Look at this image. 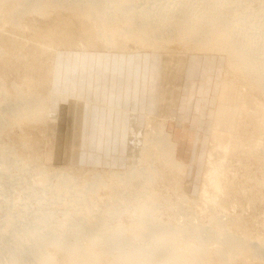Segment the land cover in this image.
<instances>
[{"label": "rangeland", "instance_id": "rangeland-1", "mask_svg": "<svg viewBox=\"0 0 264 264\" xmlns=\"http://www.w3.org/2000/svg\"><path fill=\"white\" fill-rule=\"evenodd\" d=\"M52 1H57L58 4L51 5ZM101 1L0 0V264H62L64 257H69L67 252L63 253V244L49 242L50 235H47V227L43 224L56 226L59 221L67 219L68 214L75 209L74 194L78 191L71 187L70 192L56 196L54 185L57 178L52 171L64 168L76 175L79 172H83L82 175L88 174L85 178L77 175V184L83 185L95 181L92 174L94 172L101 171L105 176L109 175L111 169H127L136 160L128 151L131 144L129 128L133 118L142 134H147L143 139V147L140 146L137 152L142 155L143 160L135 169L137 178L133 181L134 188L127 192L116 189L113 194L107 189H99L98 193L93 186L87 189V194L93 198L99 197L91 205L97 207L96 214L105 215L109 221L104 228L109 234L102 238L103 233L101 236L96 235L101 229H92L90 232L95 234L98 241L92 242L83 235L76 247L85 244L101 250L102 243L103 254L96 255L97 262L109 264L117 259L120 250L133 252L130 248L135 247L134 243L138 238H150L151 233L160 226L162 229L171 227L182 232L183 237H178L177 240L181 243L178 251L188 260L193 259L195 246L204 247L210 252H217V248L225 251L227 237L231 235L254 243L253 248L249 245L242 254L236 255L233 264H264V243L260 242V239L264 240V168L253 158L257 153L264 158V151L258 148L259 145L262 148L264 144V132L252 134L244 131L247 128L250 130L254 122L247 120L244 123L243 114L240 116L233 112L234 109L231 110L232 101L240 99L235 90L237 88L245 89L246 94L255 95L262 100L264 80L261 84L257 83L250 71L237 67L229 51L222 48L219 50L207 41L214 40L216 36H225L229 30L233 37L247 44L238 34L237 28L231 30L227 27L226 20L245 22L249 18L252 27L264 28V0H129L126 3V13L134 15L129 17L135 18V21L126 18L124 10L117 9L120 0L113 1L105 11L99 6L101 9L96 12L93 7L98 8L95 3ZM75 4L85 7L73 10L72 6ZM218 14V20L225 23L216 26L207 21ZM64 19H69L71 23L69 30L65 31L67 35L60 39L68 43L69 47L60 41L51 49L50 43L45 42V35L56 33L59 27L61 29V24L67 23ZM182 20L186 21L185 25L191 22L202 24L203 33L208 31V36L197 37L193 42L185 38L182 28L176 27ZM141 24L148 34L144 35L139 30ZM63 29L66 30L67 27ZM86 42L89 44L86 45ZM154 42L160 46L157 59L146 60V55L151 53L149 45ZM203 44L213 50L202 52L190 48ZM122 46L126 48L121 49ZM58 51L64 53L60 60L63 63L67 61L73 67V74L65 73L74 90L69 96H66L60 82H57L58 78L54 81V76L50 73L53 69L52 61H57L55 55ZM124 52L138 54L130 57L133 59V66L126 64L124 73L122 70L120 75L141 78L142 73L136 74L135 69L144 73L148 71L149 80L144 77L148 90L145 87L142 90L136 89V95L140 96L143 92L142 98L147 96L144 109L137 105L134 98L128 96L129 88L126 91L119 89V94L125 93L128 96L126 99L121 96L119 102L123 108V113L120 114L126 117V127L105 131L98 125L96 130L95 123V126H91V132H88L89 129L80 123L71 126L72 112L69 111L70 114L65 116L59 115L62 108L76 102V98L97 100L93 95L96 87L101 86V90L102 87L106 90L114 89V83H118L117 76L110 73L103 74L99 71L94 76L91 67L95 58L100 56L107 59L109 56L113 59L125 54ZM81 54L90 58L77 69V61H72L76 58H70V55L82 56ZM181 56L187 57L180 65L181 72L186 76L179 83V93H173L172 81H177L175 71L179 68ZM255 57L258 61L251 60L256 65L254 73L264 74V52L262 55L255 54ZM195 62L200 63L197 69L194 67ZM100 63L106 64L105 60ZM61 67L60 63L57 75ZM77 70L79 71L76 72ZM225 75L228 82L236 85L234 91L228 90V100L227 97L220 98ZM28 84L30 85L27 86ZM17 87L23 90L32 87L34 92L47 98L51 93L54 103L52 105L53 101L49 100L53 110L50 113H57L60 116L57 118L60 119L59 122H50L51 118L31 119L24 114L20 117V110H25L21 98L25 92L16 89ZM96 92L98 95L97 90ZM177 94L178 101L175 102L173 96ZM103 99L108 103L107 95ZM88 103L91 105L93 102ZM78 107L86 118L90 113L89 108L83 103H79ZM103 110L106 109L102 106V116L106 114ZM219 110L224 114L215 118ZM131 111L135 117L131 115L130 118ZM251 112L254 113V110ZM148 114H153L155 118L151 124L147 123L150 127L146 128L145 118ZM237 117H240V124L235 121ZM70 130H74L73 135L69 134ZM110 131L115 135H110ZM214 133H217V139L213 138ZM99 140V145H96L95 141ZM109 141L113 143L106 145ZM248 142H255L254 146H258L250 151L251 157L243 153ZM237 143H242L244 147L237 148ZM169 145L175 146L179 159L188 162L183 173V169L175 166L166 154L165 147ZM212 150L216 160L209 158ZM41 155L46 158L43 163L50 172H44L38 166ZM225 160L227 166H223ZM223 181H227L226 184L231 187V191L228 190L232 192L226 202L222 199L211 202L203 197L201 189L204 182H207L206 187L210 191ZM50 182H53L51 190L48 189ZM43 191L45 192L41 193ZM153 192L159 196L157 200L149 199ZM177 195L181 200L177 199ZM139 197L142 203L150 201V207L159 210L155 209L152 216L138 214L139 209L135 206L139 203L136 200ZM190 201H195L197 205L191 206ZM225 203L229 210L218 217V208ZM233 204L236 205L235 208ZM129 213L133 215L130 216ZM46 216L49 219L44 220ZM93 221L98 224L96 219ZM220 221L228 225L218 224ZM246 225L249 231L244 229ZM120 226L123 227L122 232L113 233ZM225 228H228V232ZM42 236V239L36 240ZM197 237L203 240L200 241ZM105 238L114 239L111 247L104 248ZM67 242L73 244L75 240ZM68 252L71 253L70 249ZM212 259H216V256ZM224 263L227 264L225 257L219 255V264Z\"/></svg>", "mask_w": 264, "mask_h": 264}, {"label": "bare ground", "instance_id": "bare-ground-1", "mask_svg": "<svg viewBox=\"0 0 264 264\" xmlns=\"http://www.w3.org/2000/svg\"><path fill=\"white\" fill-rule=\"evenodd\" d=\"M91 1L94 2L96 0H91ZM113 1H116V0H102L100 3H95L96 5H98V8L93 7V9L96 12H98V10L101 8L103 11H105V8L111 6ZM127 2H129V0H120V3L116 7L118 10H124L125 11L123 14H126L125 15L126 18H130L133 21H135V18L129 17V16H134V15H129L126 13V3ZM50 4L51 5H57L58 2L52 1ZM83 7H85V5L75 4L74 6H72V9L73 10H79ZM218 17H219V14L214 15L207 21H210L212 24H214L216 26H218L220 23H225L224 21H219ZM46 18L50 19L51 16H46ZM64 21H67V23H62L61 29L59 27V29L56 31V33L50 32V33H46V35H45L47 37L45 42L50 43L51 49H52V47L57 45L58 42H60V41H61V43H65L64 40L60 39V37H64L65 35H67V33L65 31L69 30L71 21H69V19H64ZM185 22H186L185 20H182L176 24L177 28H182V35L185 38H187L193 42V41H196L197 37H207L208 36V31H205L203 33L202 24H200L198 22H191V23H188L187 25H185ZM226 23H228L227 27L231 30H235V28H237L238 34L244 38V40L247 42V44H244L239 39L233 37L230 34L229 30L225 33V36H216V38L214 40L207 39V41L212 43L213 47H215L219 50H220V48H222V49L229 51V54L233 58L237 67H239L243 71L245 69L250 71L252 73L253 79L257 83H259V84L263 83L264 74L263 73H254V70L256 69V65L251 60L258 61V59L255 57V54L262 55V53L264 52V36H263V29L264 28L252 27L251 20L249 18H247V20L245 22H240L239 20L237 21L236 19H233L231 21L226 20ZM63 27L64 28L67 27V29L64 30ZM139 30L144 35L148 34V32H146V28L144 27L143 24H141V27L139 28ZM65 44H68V43H65ZM88 44H89V42H86V45H88ZM150 44L151 45H149V48L151 49V53L146 55V60L157 59V56H158L157 50L160 48V46L157 42L150 43ZM72 46H73V44H72ZM68 47H69V44H68ZM122 48L125 49L126 47L122 46L121 49ZM190 48L201 50L202 52H203V50H206V51L207 50H211V51L213 50V49H210L207 46V44L194 45L193 47H190ZM124 53L125 54H123V55L115 56L113 59H110L109 56L107 57V59L105 57H100V56L98 57L97 56V58H98L97 61H99L98 63H100V61L103 62V60H105L106 64L103 65L102 63H100L97 67H95V70H97L99 68L100 69H111L112 65L114 63L117 64L119 62L127 61L130 57H132V55L136 56L138 54L136 52L133 53L132 55L128 54V52H124ZM63 54L64 53L61 54V52L58 51L55 55L57 58V61H52L53 62V69H51L50 73L52 74L51 76H54V78H53L54 81L56 80V78L59 75V74L57 75L58 65H60V63H61L62 66H65V63H63L62 60H60L61 56ZM84 54H86V53H84ZM83 56L84 55H82V57ZM186 58L187 57L184 56L180 59L179 68L177 71H175V72H177L175 74V78H177V81L175 82V79L172 81L173 82L172 83V87H173L172 92L173 93H176V92L179 93V90H180V84L179 83L185 77V74L183 72H181V70H180V65L182 64L183 60H185ZM229 64H228V66H229ZM225 76L226 77L224 78V81L222 82L223 85L221 86V90H220V98L223 99V98L227 97L226 100H228L229 99L228 90L229 91L233 90L236 85H234L235 83H233V82H228L226 80L227 75H225ZM170 83H171V81H170ZM29 85L30 84H28L27 86H29ZM16 89H18L20 91L23 90L20 87H17ZM235 90H236V92L239 93L240 99L232 101L233 104H232L231 110L233 111V109H234L235 111H233V112L238 113L240 116L243 114L244 119H245L244 123H247L246 122L247 120H250V121L252 120L254 122V124L252 125V128L250 130H248L249 128H247L246 130L244 129V131H246V132L249 131L252 134H262L264 132V98L262 100H260L255 95L246 94L245 89L237 88ZM23 91L25 93L22 94L21 98L23 99L25 110H20V113L18 114L20 117H21V114H24L31 119L40 118V119L44 120L45 118H49V119L51 118L50 122H59L58 120H60V119H57L58 117H60L59 115L65 116V115H67V113L70 114V112H72V114H71L72 115L71 126H72V124H78V123L82 124L86 121L85 117H83V116L79 117L76 114L75 106L77 107V101L72 102L70 105H67L66 108L65 107L62 108L61 113L59 115L57 113L52 114L50 112L53 110H52L51 105L49 103V100L50 101L52 100L51 93H49V98H47L46 96H41L40 93L38 94L37 92H34L32 90V87L29 88L28 90L25 89ZM14 92L17 94L16 91H14ZM231 93H232V91H231ZM244 93H245V95H244ZM178 95L179 94H177L176 96H173V101H175V102L178 101ZM230 96H231V94H230ZM223 101H225V100H223ZM89 106L92 108L93 103ZM220 110L217 111V116H215V118H217V117L220 118L223 116L224 113H222V111H220ZM251 110H254V113H252ZM233 112H230V113L232 114ZM132 115H134V114H132ZM134 117H135V115H134ZM154 118H155V116L153 114L147 115V117L145 118L146 119V128L150 127L149 125H147V123L151 124L153 122ZM131 120H134V121H132L130 128H129L130 129V131H129L130 132L129 133L130 142L129 143H131V144H130V148L128 147L130 149L128 151H129V154H133L132 157L134 156L133 158H135L136 160H135L134 164H129L127 169H125V170L111 169L109 172V175L105 173L108 176H106V175L103 176L104 173L102 174L101 171L100 172H94L92 174H93L95 181L90 182V183H85L83 185L77 184V182H78L77 175L80 176L81 178H85V177H87L88 174L82 175L83 172H79V174L76 175V173H69L70 171L67 169H64V168L53 169L54 171L51 170L54 173L55 177L57 178V182L54 185V187L57 191L56 196L60 197V196H63L62 195L63 193L70 192L71 187L74 188L76 191H78L77 193L74 194V196H75L74 203H76V205H74L75 209H74V211H72L68 214L69 217H67V219H63V220L59 221L58 225H56V226H54V224H52V225L43 224V226L47 227V229L45 230L46 233H49L47 235L48 236L50 235L49 236L50 239H48L49 242L57 241V242L64 245L62 248L63 253L67 252V256H69V257H64L62 264H102L100 262H97V256H96V255L102 256V254H103L102 245H101L102 243H100L101 250H96V249L92 248L91 245H85V244H83V246L76 247L77 242L80 240V238L83 235L89 237L92 242L98 241L95 234L90 232L92 229H101L102 231H99V232L96 231L97 232L96 235L101 236L103 233L102 238L107 237L109 234L107 231L104 230V228L108 225L109 221L106 219L105 215H101L99 213L96 214V212L98 211V210H96L97 207L91 205V204L95 203V200L98 199L99 197L93 198L90 194H87V189L90 186H93L97 190V192L99 189H103V190L107 189L111 194H113V191L116 189H122L124 192H127V191H130L132 187L134 188L133 181L135 178H137V174H136L135 169L138 168V165L141 164L142 160H143L142 155H138L137 152L139 151L138 149H140L139 148L140 146L143 147V139H144V137H146L147 134L146 133L142 134L141 130H139V128L135 125L136 121L134 118ZM239 120H240V117H237V119L235 121L238 124H240ZM232 121L233 120H231L230 123H232ZM95 123H94V120L92 118L89 119L90 127L95 125ZM75 127L76 126H74V130L76 129ZM74 130H70L69 134L73 135ZM231 133H233V132H231ZM214 134L215 135H213V138L217 139V137H218L216 135L217 133H214ZM227 135L228 134H226V136ZM232 136H234V135H232ZM225 138H227V137H225ZM233 140H234V138H233ZM231 141H232V139H231ZM239 141H240V139H239ZM229 143H231V142H229ZM254 143L255 142H248L247 148H245L242 143H237L236 147L237 148L238 147H244L245 149L243 148V153L246 154V156H250L251 155L250 151H253V149L255 147H258V146H254ZM232 144L234 145V143H232ZM233 145H232V147H233ZM214 147H215V145H214ZM227 148H228V146H227ZM258 148H259V150L261 149L264 151V144H263L262 148L260 145ZM165 150H166V154L169 156L172 163L175 166H179L181 169H183V171H181L182 173L184 171H186L187 163H185L182 159H179L177 157V153H175V146L169 145V146L165 147ZM213 150H214V148H213ZM213 150L211 151V154L209 156L210 159H215V155H214ZM223 150H225V149L223 148ZM237 152H239V151H237ZM225 157H227V156H225ZM253 158H254V160H257V164L259 166L264 168V158L262 157V154L257 153ZM43 160L45 161L46 158L41 155L40 156V165H38V166L41 167L42 171L50 172V171H48L50 169H48V167L43 163ZM218 160H221V159L218 157ZM226 160H225L224 164L222 163L223 166L226 165V163H227ZM221 162H222V160H221ZM228 163H229V161H228ZM207 169H209V167H207ZM103 171H105V170H103ZM206 175L210 176L209 174H206ZM225 176H227V175H225ZM255 181H257V180H255ZM226 182H224V181L220 182L210 191L206 187L207 182H204L202 189H201V194H203V197L205 199H209L211 202H216L219 199H222L223 202H226V198L230 197V195H231L230 193H232V192H230L231 187H229L226 184ZM52 183L50 182V184L48 185V189H50V190L52 189ZM259 185H260V183H259ZM244 186H245V184H244ZM78 188H80V189L77 190ZM76 191H74V192H76ZM44 192L45 191H43L41 193H44ZM240 195H241V193H240ZM253 195H255V194L253 193ZM255 197H256V195H255ZM158 198H159V196L156 195L155 192H153L149 196L150 200H157ZM177 199L181 200V197L179 195H177ZM136 200L139 202L138 205L135 206L136 209H139L138 214L140 213L141 215L152 216L154 213V210L158 209V208L150 207V201H147L146 203H142L140 197L137 198ZM237 203H239V202H237ZM190 204H191V206L197 205L195 203V201H190ZM233 205H234L233 207L235 208L236 205L235 204H233ZM173 207H176V206L173 205ZM225 210H229L227 203H225V205H222L220 208H218L219 212L217 213V216L221 217V213H223ZM231 210H233V209H231ZM155 214H154L153 220L156 219ZM64 215L66 216L67 214L65 213ZM129 215L132 216L133 214L129 213ZM70 217H74V218H70ZM46 219H49V217L46 216L44 218V220H46ZM93 219H96L98 221V224H96L93 221ZM161 224H163V223H161ZM218 224L228 225L227 223H224L222 221H220ZM122 228L123 227L120 226L113 233L120 234L122 232L121 231ZM156 229H158V230H155V231L153 230L154 232L151 233L150 238H147V239L138 238L136 240V242L134 243L135 247L130 248L133 252H129L127 249H122V250H120L119 254L117 255V259L109 262V264H219V255L225 257L227 264H233L234 258L236 255L242 254L244 252L245 248L248 247L249 245H252V248H253V244H254L252 240H245L244 238H237V237L230 235L227 237V242H226L227 248L225 251H223L221 248H217V252H210V251L206 250L204 247L199 248L198 246H195L193 248V253H192L193 259L188 260L183 255H181L178 251V249L181 246V243L177 240H178V237H183L182 232L175 230L171 227H165L162 229L159 226ZM244 229L246 231H249L247 228V225L244 226ZM224 230H226L228 232V228H225ZM70 236H72V238H70ZM251 236H252V232H251ZM42 238H43V236L37 237L36 240H40ZM17 239H20V237H18ZM71 239H74L75 243L70 244L69 242H67L68 240H71ZM197 239H199L200 241L203 240V239H200L199 237H197ZM103 241H104L103 242L104 248H108V247H111L113 245L114 239L105 238ZM260 242L264 243V240L260 239ZM68 249H70L71 253L68 252ZM214 256H216V259H212V257H214ZM47 258L51 259V257H49V256ZM42 264H44V263H42ZM224 264H226V263H224Z\"/></svg>", "mask_w": 264, "mask_h": 264}, {"label": "crops", "instance_id": "crops-1", "mask_svg": "<svg viewBox=\"0 0 264 264\" xmlns=\"http://www.w3.org/2000/svg\"><path fill=\"white\" fill-rule=\"evenodd\" d=\"M70 56H71L70 58H74V57L76 58V60L73 59L72 61H77V65H76L78 67L77 69H79L80 65L83 62L89 61V58H90V56H88V55L87 56H83V57L82 56H75V55H70ZM193 58H196V57H193ZM97 60H98V58L96 57L95 61L93 63V66L91 67L92 71L94 72V76L97 75L99 73V71L101 73H103V74L105 72L106 73H110L111 75H113L115 77L117 76L116 77L117 78V82L121 83V84H118V83L115 82L114 83V89L113 88H109L107 90L105 88H103V87H102V90H101V86L96 87V90L98 91V95H97L96 90L93 93V95H94V98H96L97 100H94V99H84V100H82L80 98H76V100H77V107L75 106L76 114L79 117L80 116L85 117L83 111L79 110V107H78L79 103H83L89 108L90 113L87 115L86 121L84 123H82V125L84 127L89 128L88 132H91V127H90V124H89V119L90 118H92L94 120V123L96 122L97 126L94 125L96 130L98 129V125H100V127H103L105 131H106V129L107 130H110V129L117 130V128H119L120 126H122L124 128V127H126L124 125V121H125L126 117L124 118V115L120 114V113H123V108L119 105V102H121L120 97L123 96V98L126 99L128 96H130V97L135 99V101L137 102V105L140 108L144 109L145 103L147 101V96L142 98V93L143 92H141L140 96L136 95V93H137L136 89L138 88L139 90H142L145 87L148 90V84L145 83L146 79H147V81L149 80L148 71H145V73H144L143 71H140L139 69H135V73L136 74L142 73V77L141 78H135L133 76H127V75L123 74L125 69H126V67H127L126 64L129 65V63H130L131 65H129V66H133V61H132L133 59H130L128 61L119 62L117 64L114 63L112 65L111 69H100L99 68L100 70L99 69L95 70V66H96V64H98ZM196 60L198 61L199 59L196 58ZM64 61H66V59H64ZM64 63H65L66 67L65 66L61 67V69H60L61 71L59 73V76L57 77L58 78L57 82L58 83L60 82L61 88L64 89L65 92H66V96H69V94H71V92H74V90H73L72 82H68L65 73L73 74L72 73L73 72L72 71L73 67L71 65H68L67 61L64 62ZM199 64H200L199 62H195L194 67L197 69ZM185 69H186V67H185ZM122 70H123V73H122L123 75H120L121 74L120 71H122ZM78 71L79 70H77L76 72H78ZM193 71H194V68H193ZM119 77H121V78H119ZM144 77H146V79H144ZM83 82L87 84V82H85V81H83ZM144 83L146 84V86H145ZM128 88L130 90L128 96L125 93L123 95L119 94L121 92L119 89H123V90L126 91ZM79 92L80 91H77V93H79ZM62 93H64L63 90H62ZM105 95L108 96V103L104 102L103 96L105 97ZM113 99H116V101L114 102ZM141 99H143V100L141 101ZM52 101H53V99H52ZM90 101L93 102V107L92 108L88 105L89 104L88 102H90ZM53 103H54V101L52 102V105H53ZM102 106L106 109V110H103L104 113L106 112V114H103V116L101 115ZM130 113H131L130 114V118H131V115H132L133 111H131ZM101 116L103 117L102 120H101ZM127 119L130 121L129 117ZM106 123H108V124H106ZM109 123L110 124L112 123V126ZM118 124H120V125L117 127ZM112 132H111L110 135H115V133L114 132L112 133ZM99 142H100V140L99 141H95V144L97 145ZM112 143L113 142L109 141L106 145H111Z\"/></svg>", "mask_w": 264, "mask_h": 264}]
</instances>
